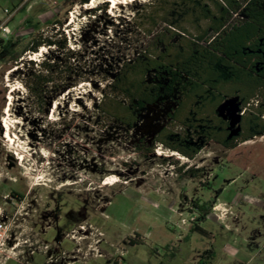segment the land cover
<instances>
[{
    "label": "rangeland",
    "instance_id": "obj_1",
    "mask_svg": "<svg viewBox=\"0 0 264 264\" xmlns=\"http://www.w3.org/2000/svg\"><path fill=\"white\" fill-rule=\"evenodd\" d=\"M149 3L114 14L100 4L93 15L81 0H0V39L50 35L65 21L92 79L44 116L18 66L7 71L0 61V264H264V136L235 150L211 142L192 160L161 144L146 154L137 141L161 130L170 103L149 107L130 131L96 110L101 89L150 41L133 26ZM11 86L14 145L3 123ZM218 115L235 133L238 101L226 100ZM190 169L197 178L185 175ZM110 176L117 182L104 184Z\"/></svg>",
    "mask_w": 264,
    "mask_h": 264
},
{
    "label": "trees",
    "instance_id": "obj_2",
    "mask_svg": "<svg viewBox=\"0 0 264 264\" xmlns=\"http://www.w3.org/2000/svg\"><path fill=\"white\" fill-rule=\"evenodd\" d=\"M108 6L99 8L107 11ZM142 14L133 26L150 41L101 89L97 112L133 129L143 109L165 97L174 98L175 106L152 145L136 146L137 152L146 154L161 144L192 160L211 142L235 150L264 136V0H151ZM65 23L57 20L50 35L0 39V61L10 64L7 71L18 66L16 77L44 116L59 96L92 82L82 63L85 51L81 45L75 49L68 44L62 31ZM42 47L47 54L33 59ZM233 98L240 112L235 133L217 111ZM185 172L197 178L200 170ZM13 194L22 201V195ZM193 206L207 212L205 205ZM193 230L206 233L199 225Z\"/></svg>",
    "mask_w": 264,
    "mask_h": 264
},
{
    "label": "bare ground",
    "instance_id": "obj_3",
    "mask_svg": "<svg viewBox=\"0 0 264 264\" xmlns=\"http://www.w3.org/2000/svg\"><path fill=\"white\" fill-rule=\"evenodd\" d=\"M134 1H137V0H90L89 3H86L83 5V8L84 9H92V8H95L97 7L98 5L100 4H104V3H109L110 4V14H114L117 12V10L120 8V7H124L125 5H130L132 4ZM76 17V16H75ZM74 15L71 16V19H70V22L69 24H72L74 22ZM71 33V32H70ZM69 34V33H68ZM46 48L45 47H42L41 50L38 52V53H35L32 58L35 59L36 57L46 53ZM83 85H85V83H81L80 87H82ZM15 91L16 89L14 87H10V91L8 93V104H7V107L5 109V114L6 116L3 118V123H4V128H5V137L6 139H8L11 144L14 145V143L16 142L15 139H16V136L13 132V128H14V124L11 120L12 118V109H13V104H14V94H15ZM55 108H56V103L54 104V107H53V110H52V115L54 114V111H55ZM18 145V144H17ZM16 145V146H17ZM18 149V148H17ZM16 149V150H17ZM18 151V150H17ZM18 156H19V159H24L23 156H21L20 153H16ZM182 158V157H181ZM115 178V177H114ZM117 182V180H114L110 177H107V179L104 181V184L106 185H113Z\"/></svg>",
    "mask_w": 264,
    "mask_h": 264
},
{
    "label": "flooded vegetation",
    "instance_id": "obj_4",
    "mask_svg": "<svg viewBox=\"0 0 264 264\" xmlns=\"http://www.w3.org/2000/svg\"><path fill=\"white\" fill-rule=\"evenodd\" d=\"M233 99H236V98H233ZM237 100V99H236ZM238 101V100H237ZM165 103H170L171 105L169 106L170 108L167 110V112H166V114H165V117H164V124L163 125H165L166 123H167V115L170 113V111L172 110V108L175 106V99L174 98H169V97H165V98H163V99H161V100H158L156 103H154V104H151V105H149V106H147L145 109H143L142 111H141V113L142 112H144L145 110H147L149 107H153V106H158V105H160V104H165ZM238 107H239V103H238ZM218 111V110H217ZM140 113V114H141ZM140 114H139V118H140ZM222 118V117H221ZM223 119V118H222ZM139 120L140 119H138V122H139ZM225 120V119H224ZM225 121H227V120H225ZM138 122H137V124H136V126L133 128V129H135L136 127H137V125H138ZM228 123H229V125H230V122L229 121H227ZM125 128V127H124ZM126 130H128V131H130V130H133V129H128V128H125ZM157 135V134H156ZM156 135H154V137L152 138V139H150V141L147 139V138H143V137H141L138 141H137V145L138 144H141L142 142V144H144L145 145V142L146 141H148L149 143H148V145L147 146H149V145H152V142H153V140H154V138L156 137ZM136 145V146H137ZM146 146V145H145ZM135 149H136V147H135ZM138 240V239H137ZM131 240H129V243L131 244L132 242H130ZM132 245H135V244H132Z\"/></svg>",
    "mask_w": 264,
    "mask_h": 264
},
{
    "label": "built area",
    "instance_id": "obj_5",
    "mask_svg": "<svg viewBox=\"0 0 264 264\" xmlns=\"http://www.w3.org/2000/svg\"><path fill=\"white\" fill-rule=\"evenodd\" d=\"M66 36H67V35H66ZM67 38H68V37H67ZM71 48H74V47L71 46Z\"/></svg>",
    "mask_w": 264,
    "mask_h": 264
},
{
    "label": "water",
    "instance_id": "obj_6",
    "mask_svg": "<svg viewBox=\"0 0 264 264\" xmlns=\"http://www.w3.org/2000/svg\"><path fill=\"white\" fill-rule=\"evenodd\" d=\"M239 118H240V116H239ZM239 121V120H238Z\"/></svg>",
    "mask_w": 264,
    "mask_h": 264
}]
</instances>
